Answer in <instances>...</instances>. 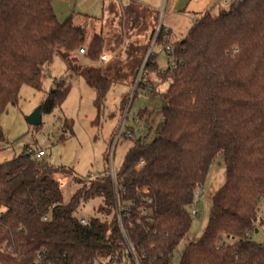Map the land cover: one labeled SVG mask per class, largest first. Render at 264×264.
I'll use <instances>...</instances> for the list:
<instances>
[{
    "label": "trees",
    "instance_id": "obj_1",
    "mask_svg": "<svg viewBox=\"0 0 264 264\" xmlns=\"http://www.w3.org/2000/svg\"><path fill=\"white\" fill-rule=\"evenodd\" d=\"M55 1L0 0V119L23 86L43 88L56 57L103 56V36L86 50V30L72 17L61 23ZM172 58L160 126L150 143L134 141L116 178L74 176L65 203L55 176L73 171L27 152L0 165V264H175L177 253L179 264H264V244L252 238L264 204V0L208 13ZM83 77L100 109L114 82L98 68ZM56 85L42 112L68 97L70 86ZM5 143L0 124V150ZM219 155L225 185L193 236L196 192ZM95 200L84 226L76 214Z\"/></svg>",
    "mask_w": 264,
    "mask_h": 264
},
{
    "label": "rangeland",
    "instance_id": "obj_2",
    "mask_svg": "<svg viewBox=\"0 0 264 264\" xmlns=\"http://www.w3.org/2000/svg\"><path fill=\"white\" fill-rule=\"evenodd\" d=\"M234 1L140 0L135 3L133 0H56L53 6L58 20L63 23L72 17L75 25L86 30V50L96 35H103V52L108 61H94L80 51L70 55L68 63L56 57L42 89L23 86L18 102L10 105L0 119L6 135V143L0 150V165L14 160L27 149L35 153L44 151L46 157L41 160L74 173L55 176L63 187L65 203L77 189L74 176L84 180L96 179L106 172L117 171L134 141L143 137L150 143L154 131L160 126L162 95L170 85L169 80L161 77L174 66L173 58L165 50L166 45L173 49L187 37L197 20L208 13L216 14L228 8ZM141 3L155 7L158 12L152 30L147 25L150 15L147 11L138 19L126 17V14L131 15L132 11L139 9L136 7ZM140 18L144 24L139 23ZM160 21L166 31L154 44V33ZM137 36L142 41H136ZM94 68L100 69L114 82L100 109L96 105L97 92L87 85L83 77L84 72ZM61 81L70 86L64 103L50 113L42 112L40 126L29 125L27 118L47 102L53 90L57 89L56 82ZM141 110L144 114L138 118ZM127 112L128 118L124 121ZM66 120L71 121L72 129L66 126ZM129 134L132 139L128 138ZM225 181V165L219 155L212 162L201 189L203 198L195 207L199 214H193V236L203 234L212 197L225 185ZM100 203V200H95L82 205L77 217L86 220L94 217ZM258 219V230L252 238L264 244V204L260 207ZM179 262L177 253L175 264Z\"/></svg>",
    "mask_w": 264,
    "mask_h": 264
},
{
    "label": "built area",
    "instance_id": "obj_3",
    "mask_svg": "<svg viewBox=\"0 0 264 264\" xmlns=\"http://www.w3.org/2000/svg\"><path fill=\"white\" fill-rule=\"evenodd\" d=\"M165 31H166V29L163 28V26H162V21H160V22H159V25H158V28H157L156 32L154 33V37H155L154 44H155L157 41H159V39L161 38L162 34H163ZM165 50L167 51L169 57L172 58V53H173V49H172V47H171L170 45H166ZM80 53H81V54H86L85 51H80ZM102 60H106V57H102V58H101V61H102ZM173 62H174V60H173ZM174 65H175V62H174ZM141 76H142V74H141ZM141 76H140V78H141ZM139 80H140V79H139ZM127 118H128V112H127V114H126V116H125L124 121H125ZM124 121H123V123H122V127H121V128H123ZM121 130H122V129H121ZM132 137H133V136H132L131 134L128 135V138H129V139H132ZM117 140H118V138H117ZM26 152H27L28 155H31V156H33V157H35V158H37V159H41V158L46 157V153H45L44 151H38L37 153H35V152H33L31 149H27ZM141 165H143V163H141ZM111 175L113 176V178H116V171L113 170V171L111 172ZM202 198H203V196H202V194H201V190L198 189L197 192H196L195 203H196V204L199 203L200 200H202ZM193 214L198 215V214H199V210L194 211ZM81 223H82L84 226H86V225H87V221H86V219H81Z\"/></svg>",
    "mask_w": 264,
    "mask_h": 264
},
{
    "label": "crops",
    "instance_id": "obj_4",
    "mask_svg": "<svg viewBox=\"0 0 264 264\" xmlns=\"http://www.w3.org/2000/svg\"><path fill=\"white\" fill-rule=\"evenodd\" d=\"M122 1H125V2H129V1H131V0H122ZM135 3H137L138 1H140V0H133ZM138 7H136V8H139V9H137V10H134V11H132V13H131V15H130V13H129V15L128 14H126V17H128L129 18V16L130 17H132V18H135V19H138L139 18V16H140V14L141 13H146V11H147V13H149L150 15L148 16V18H147V25H148V28L149 29H153L152 27L154 26L153 24V21L154 20H156L157 18H156V13L158 14V12H157V10H156V8L155 7H152V6H149V5H147V4H143V3H141V5H137ZM153 19V20H152ZM152 20V21H151ZM140 22V24L141 23H145V22H142V19L140 18V20H139ZM134 34L136 35L137 34V31H136V29L134 30ZM103 36V35H102ZM138 40H136V41H142V40H139V38H138V36L136 37ZM105 41V40H104ZM104 45H105V42H104ZM104 51V50H103ZM104 53V52H103ZM103 57H106V60L105 61H103V62H107L108 61V57H107V55L104 53L103 54ZM101 61V60H100ZM102 62V61H101ZM141 112H143V110H141L140 111V113ZM140 113L138 114V118H140Z\"/></svg>",
    "mask_w": 264,
    "mask_h": 264
},
{
    "label": "water",
    "instance_id": "obj_5",
    "mask_svg": "<svg viewBox=\"0 0 264 264\" xmlns=\"http://www.w3.org/2000/svg\"><path fill=\"white\" fill-rule=\"evenodd\" d=\"M41 119H42V108L40 107L27 118V121L29 125L38 127L41 125Z\"/></svg>",
    "mask_w": 264,
    "mask_h": 264
}]
</instances>
